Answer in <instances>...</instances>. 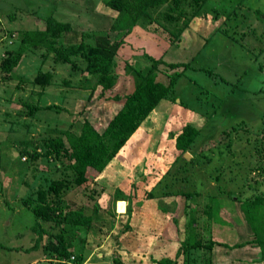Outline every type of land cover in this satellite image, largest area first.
<instances>
[{
    "label": "rangeland",
    "instance_id": "rangeland-1",
    "mask_svg": "<svg viewBox=\"0 0 264 264\" xmlns=\"http://www.w3.org/2000/svg\"><path fill=\"white\" fill-rule=\"evenodd\" d=\"M178 1L182 14L170 10L175 0H167L141 17L116 47L106 35L116 12L105 0H0V264H116V257L124 264H154L152 258L166 256L176 264H258V253L233 254L218 244L175 253L182 241L254 238L240 203L255 195L264 199V0ZM48 15L71 23L63 44L85 34L99 51H112L118 78L111 90L101 93L97 74L84 71L80 56H73L76 72L43 47L26 52L3 77L1 65L19 47L20 33L44 28ZM150 55L190 61L191 67L97 182L76 185L72 161L56 158L46 143L64 130L79 134L86 120L103 126L123 101L114 96L132 91L139 74L149 72ZM50 69L54 76L46 88L35 82ZM158 69L156 79L164 82L174 71L163 64ZM28 105L38 110L30 113ZM186 123L200 131L180 151L174 133ZM62 178L68 187L58 192L56 205L83 206L91 214L88 231L63 229L73 251L69 259L42 247L61 225L38 219L33 210L39 193H50L53 179ZM89 188L97 191L93 197ZM117 190L126 195L123 200H113ZM180 192L193 197L175 228L169 217ZM37 222L46 233L35 245Z\"/></svg>",
    "mask_w": 264,
    "mask_h": 264
},
{
    "label": "trees",
    "instance_id": "trees-1",
    "mask_svg": "<svg viewBox=\"0 0 264 264\" xmlns=\"http://www.w3.org/2000/svg\"><path fill=\"white\" fill-rule=\"evenodd\" d=\"M167 0H105L107 7L116 12V16L106 31L107 37L112 38L115 46L118 47L124 43V38L131 33L139 19L149 13L150 10H155L164 4ZM195 3H201L204 0H193ZM174 7H170L171 11L183 13L182 5L178 0H175ZM167 20H174V15L166 14ZM71 30L69 21H62L48 15L45 19L44 28L33 29L20 33L19 47L11 53V57L4 61L1 65L3 77H8V73L21 62L22 57L28 51H35L37 48H46L52 53L55 61L61 63H71L72 68L78 71L79 62L73 56H80L86 62L84 71L97 74V84L101 86V93L105 90H111L118 78V74L114 71L116 60L112 51H99L95 45L84 40V35L77 43L63 44L61 37L63 33ZM104 32V31H103ZM102 32V33H103ZM100 35L101 32L92 33ZM12 41V40H10ZM47 52H44L46 56ZM174 70L170 75L169 80L164 82L156 79V72L159 71V65ZM191 67L190 61L168 62L160 57L150 55L149 72L139 74V79L132 91L114 96L115 100L123 101L118 104V107L110 112V116L103 126L94 125L88 120L84 121L79 134L73 133L70 130H64L59 135L51 138L47 143V151L53 152L56 158L65 157L72 161L73 178L72 182L76 185H84L92 183L94 185L98 176L105 169L107 164L118 154L129 137L138 129L141 121L146 118L157 106L160 100L171 91L177 77L181 76L182 72ZM180 68V70H179ZM52 69V68H51ZM44 71L37 74L34 78L35 82L42 87H47L50 84L54 74L53 70ZM82 69V68H81ZM54 73V72H53ZM69 80V79H68ZM66 80V83L69 81ZM30 113L38 110V106L28 105ZM48 109H61L56 104H48L45 106ZM201 118L204 116H200ZM206 118V117H204ZM202 122V121H201ZM199 129L191 123L184 124L179 130L174 133L175 146L180 151H185L195 137L199 133ZM68 187L65 179H53L50 184V193L40 192L38 203L33 207L34 214L38 219L60 224V231L50 233L47 241L43 244V248L65 259L73 256V251L69 249L67 236L63 229L68 226L81 227L84 231H88L91 224V214L86 213L85 207L78 208L67 207L64 209L56 205V196L64 188ZM89 196L93 197L96 190L88 189ZM51 194V196L49 195ZM49 195V196H48ZM113 200L126 197L120 190L112 193ZM193 197L190 192H180L175 203L174 209L171 211V225L175 228L179 220L187 214L188 199ZM130 198V196H128ZM240 208L244 218L250 226L254 235L253 239L246 240L240 243L228 245L218 241H210L204 243L193 240L192 242H184L177 248L175 256L188 254L189 250L196 247H204L211 250L215 244L225 246L227 248H237L247 244L257 246L260 249L259 258L257 261L264 262V199L260 195L249 197L241 200ZM128 216L130 215V205L127 207ZM205 213L210 216V209ZM193 221V219L191 220ZM130 227L129 225H127ZM32 230L37 234L35 245L42 239L46 231L37 225L32 227ZM79 230V229H78ZM180 233V230H178ZM72 232V231H71ZM83 240V239H81ZM84 244V243H83ZM81 244V248H83ZM34 245V246H35ZM186 259V258H185ZM189 259V258H188ZM116 264H124L118 257L114 259ZM154 264H176V261L169 257H161L159 259L152 258Z\"/></svg>",
    "mask_w": 264,
    "mask_h": 264
},
{
    "label": "crops",
    "instance_id": "crops-1",
    "mask_svg": "<svg viewBox=\"0 0 264 264\" xmlns=\"http://www.w3.org/2000/svg\"><path fill=\"white\" fill-rule=\"evenodd\" d=\"M236 243H240V242H236ZM227 244L228 245H232V244H234V243H230V242H227ZM216 246H219V245H216ZM220 247V246H219ZM222 247H224V249L225 250H229V251H232L233 252V254H237V253H239V254H242V255H244V254H246V253H249V254H253V253H258L257 254V256H258V258H259V255H260V249H259V247H257V246H251V244H247V245H244V246H241V247H237V248H227V247H225V246H222ZM214 248V247H213ZM219 250V249H218ZM238 258V257H237ZM254 263H262V264H264V262H260V261H257V259L254 261Z\"/></svg>",
    "mask_w": 264,
    "mask_h": 264
},
{
    "label": "built area",
    "instance_id": "built-area-1",
    "mask_svg": "<svg viewBox=\"0 0 264 264\" xmlns=\"http://www.w3.org/2000/svg\"><path fill=\"white\" fill-rule=\"evenodd\" d=\"M9 42H11V41H9Z\"/></svg>",
    "mask_w": 264,
    "mask_h": 264
}]
</instances>
